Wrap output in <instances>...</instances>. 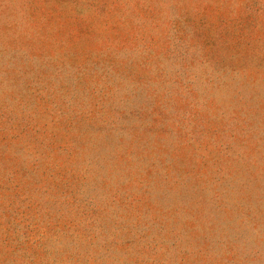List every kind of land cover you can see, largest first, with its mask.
Listing matches in <instances>:
<instances>
[{
	"label": "rangeland",
	"instance_id": "1",
	"mask_svg": "<svg viewBox=\"0 0 264 264\" xmlns=\"http://www.w3.org/2000/svg\"><path fill=\"white\" fill-rule=\"evenodd\" d=\"M0 264H264V0H0Z\"/></svg>",
	"mask_w": 264,
	"mask_h": 264
}]
</instances>
